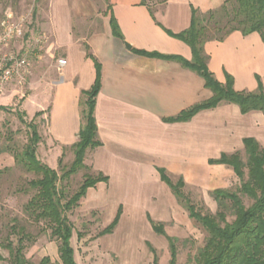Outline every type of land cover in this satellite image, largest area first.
Returning a JSON list of instances; mask_svg holds the SVG:
<instances>
[{
  "label": "crops",
  "instance_id": "0c3cea01",
  "mask_svg": "<svg viewBox=\"0 0 264 264\" xmlns=\"http://www.w3.org/2000/svg\"><path fill=\"white\" fill-rule=\"evenodd\" d=\"M141 2L104 0L101 7H87L84 13L96 16L90 22L92 28L87 30L84 46L74 41L70 8L65 0L55 1L51 8L54 38L63 46L66 64L57 69L58 81L48 85V107L41 111L48 110V139L61 148L77 141L83 124L82 93L95 80L94 63L86 57L85 46L101 68L93 112L101 146L87 150L85 155L91 169L108 178L107 183L88 190L87 197L92 200L96 195V202L105 197L113 183L127 185L133 180L143 189H168L173 195L160 180L158 169L192 177L205 168H228L208 161L222 154L240 153L246 138H253L264 148V116L260 112L242 115L234 104L220 103L186 122H166L210 99L212 93L199 75L180 63L134 52L190 61L189 47L168 32L179 34L189 27L191 7L205 13L218 9L222 0ZM111 19L119 28L121 40L112 35ZM79 50L82 51L76 55ZM203 51L209 57L208 70L219 83H225V75H229L236 92H254L258 78L264 90V44L258 34L244 36L235 31L221 42L205 43ZM141 199L144 195L138 197L139 202ZM117 202L112 220L119 207L122 215V205L128 204ZM147 221L152 232L161 236L154 232L152 224H163L153 221L150 215Z\"/></svg>",
  "mask_w": 264,
  "mask_h": 264
},
{
  "label": "rangeland",
  "instance_id": "374dc122",
  "mask_svg": "<svg viewBox=\"0 0 264 264\" xmlns=\"http://www.w3.org/2000/svg\"><path fill=\"white\" fill-rule=\"evenodd\" d=\"M55 1L58 0H0V36L12 26L21 28L20 37L11 39L6 46L0 45V74L9 66L7 57L26 60L25 65L18 68V74H13L0 90V106L11 110L0 111V147L7 142V127L12 133V147L16 151L22 150L27 140V130L18 121L14 111L25 112L24 120L30 122L36 112L48 107V85L54 84L53 80L58 81L57 69L61 67L57 62L65 58L63 46L54 38L51 24V8ZM150 2L159 3L161 0ZM65 3L70 8V27L74 41L79 40V44L84 46L87 30L92 28L90 22L96 16L84 11L89 6H103L104 0H65ZM64 10L61 9L60 12L66 14ZM81 51L75 54L78 55ZM45 111L43 120H36L41 136L38 157L60 175L72 163L73 153L70 148H61L48 139V110ZM240 155L244 159V151ZM58 159L62 162L60 166ZM88 162L89 158H86V168L67 182L65 190L68 195L76 191L84 175H96ZM3 168H10L11 171L0 174V240L4 242L9 238L16 244L17 236L11 235L10 230L16 224L31 235L32 241L25 242L24 250V256L31 264H39L44 257H48L52 263H59L57 243L50 238L49 231L42 224L34 223L24 213V206L32 194L25 192L26 183L34 177L15 168L13 158L8 153L0 154V170ZM167 175L172 183H176L179 176L183 178L185 186L182 192L203 212L216 211V204L211 197L212 191L235 190L238 187V181L230 168H205V171L186 178L185 175ZM61 186L64 187V184L60 183L59 187ZM141 195H144V199L139 202L138 197ZM103 196L96 202V195L91 200L86 194L79 205L68 214L74 229L71 245L76 264H168L167 241L152 232L147 215L153 221L161 222L166 235L177 240L178 254L175 264L194 263L198 251L204 245L206 233L188 217L185 209L168 189L152 190L149 186L143 189L133 180L127 185L113 183L112 188ZM118 200L128 204L122 205V215L117 227L112 234L99 236L112 220ZM127 206L131 208L129 211ZM0 254L5 259L0 264H9L8 252L0 248Z\"/></svg>",
  "mask_w": 264,
  "mask_h": 264
},
{
  "label": "trees",
  "instance_id": "16d2710c",
  "mask_svg": "<svg viewBox=\"0 0 264 264\" xmlns=\"http://www.w3.org/2000/svg\"><path fill=\"white\" fill-rule=\"evenodd\" d=\"M106 1V0H105ZM146 0L141 4L145 5ZM152 13V12H151ZM110 27L113 37L122 39L116 22L111 19ZM240 32L247 36L258 34L264 44V0H222L216 10L199 12L191 7L189 27L172 37L182 41L191 51V60L180 57H164L155 53L134 51L137 54L159 57L180 63L197 75L203 81L205 88L212 93L210 99L199 103L166 122H186L200 111L217 107L220 103L234 104L242 115L250 112H260L264 116V90L259 79L254 92H236L233 80L225 75V83H219L207 67L209 57L204 53L203 46L207 42H221L230 33ZM86 49V57L92 59L95 68V80L85 97L82 111V126L77 134V141L70 147L73 161L69 168L58 172L40 161L38 148L41 143L39 123L46 111H38L30 122H25L26 113L15 110L18 121L27 130V140L21 151H16L12 143V133L5 127L6 143L0 147V154L8 153L12 156L14 167L28 175H32L26 183L25 192H32L24 206V213L36 224H42L57 243L59 263H52L48 257L40 260L39 264H76L71 245L73 225L68 214L75 209L86 196L88 190L99 183H107L108 178L101 173L95 176L84 175L83 180L74 193L68 195L65 186L70 178L86 168L85 155L87 150H94L101 146L97 139V126L93 116L95 99L101 85L100 64ZM0 111H11L8 107L0 106ZM244 159L239 152L222 154L216 160H209L210 165H224L230 168L238 181L235 190L215 189L211 197L216 204L215 213L203 212L195 205L182 190L184 180L179 177L172 183L164 169H158L160 180L168 186L176 201L185 209L188 217L197 223L206 233V239L194 259L193 264H264V148L253 138L242 141ZM62 164L58 159V165ZM10 168H3L0 174L10 172ZM64 187H59V184ZM121 207L112 222L105 227L99 236L112 234L119 222ZM231 218V220H229ZM158 235L164 236L169 250L168 264H175L177 259V240L168 237L161 224H152ZM11 235L17 236L16 244L9 238L0 240V248L9 254V264H31L24 256L25 242H31L29 233L16 224L10 227ZM79 238V236H78ZM153 252V250L151 249ZM5 259L0 254V262ZM156 258H154V262Z\"/></svg>",
  "mask_w": 264,
  "mask_h": 264
},
{
  "label": "built area",
  "instance_id": "2783aa9c",
  "mask_svg": "<svg viewBox=\"0 0 264 264\" xmlns=\"http://www.w3.org/2000/svg\"><path fill=\"white\" fill-rule=\"evenodd\" d=\"M21 35V28L12 26L7 29L6 33L2 36H0V45L6 46L7 43L13 39L18 38ZM7 62L9 63V66L3 70V72L0 74V90L3 88V86L8 83L12 77L13 74H18V68L25 65L26 60L25 58L17 59V57L9 56L7 57ZM59 67H64L66 64V61L64 59H60L57 62Z\"/></svg>",
  "mask_w": 264,
  "mask_h": 264
},
{
  "label": "water",
  "instance_id": "95a60500",
  "mask_svg": "<svg viewBox=\"0 0 264 264\" xmlns=\"http://www.w3.org/2000/svg\"><path fill=\"white\" fill-rule=\"evenodd\" d=\"M125 47L129 50L130 49V46L128 44H124Z\"/></svg>",
  "mask_w": 264,
  "mask_h": 264
}]
</instances>
